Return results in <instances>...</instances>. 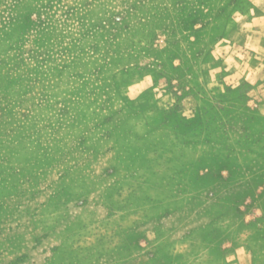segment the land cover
<instances>
[{"label":"rangeland","instance_id":"rangeland-1","mask_svg":"<svg viewBox=\"0 0 264 264\" xmlns=\"http://www.w3.org/2000/svg\"><path fill=\"white\" fill-rule=\"evenodd\" d=\"M0 0V264H264V7Z\"/></svg>","mask_w":264,"mask_h":264},{"label":"crops","instance_id":"crops-1","mask_svg":"<svg viewBox=\"0 0 264 264\" xmlns=\"http://www.w3.org/2000/svg\"><path fill=\"white\" fill-rule=\"evenodd\" d=\"M252 3L257 6V11L260 9L259 6L262 8L261 11L263 10L264 0H253Z\"/></svg>","mask_w":264,"mask_h":264}]
</instances>
